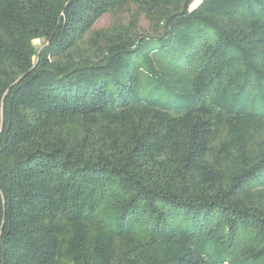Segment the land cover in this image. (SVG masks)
Returning a JSON list of instances; mask_svg holds the SVG:
<instances>
[{
  "label": "trees",
  "instance_id": "obj_1",
  "mask_svg": "<svg viewBox=\"0 0 264 264\" xmlns=\"http://www.w3.org/2000/svg\"><path fill=\"white\" fill-rule=\"evenodd\" d=\"M194 1L0 0V264H264V0Z\"/></svg>",
  "mask_w": 264,
  "mask_h": 264
},
{
  "label": "rangeland",
  "instance_id": "obj_2",
  "mask_svg": "<svg viewBox=\"0 0 264 264\" xmlns=\"http://www.w3.org/2000/svg\"><path fill=\"white\" fill-rule=\"evenodd\" d=\"M199 1L200 0H195L191 6L194 7L195 5H197L199 3ZM126 15L127 14L124 13V14H121L120 16L126 17ZM114 19H115V17L112 13H110V12L105 13L96 21V23L93 26V29H100V28L107 27L113 22ZM139 25H140V28L142 30H144V31L148 30V21L143 16L141 18ZM34 43L39 46V45H41L42 41L35 40Z\"/></svg>",
  "mask_w": 264,
  "mask_h": 264
}]
</instances>
